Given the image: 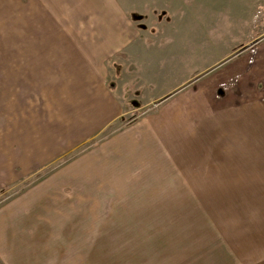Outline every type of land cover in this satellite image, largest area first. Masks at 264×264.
<instances>
[{
  "label": "crops",
  "instance_id": "1",
  "mask_svg": "<svg viewBox=\"0 0 264 264\" xmlns=\"http://www.w3.org/2000/svg\"><path fill=\"white\" fill-rule=\"evenodd\" d=\"M102 23L100 30L64 37L76 40L66 46L72 56L60 76L62 83H69L63 93L71 98L69 116L53 129L22 132L20 152L14 155L21 175L77 152L58 163L19 200L0 208V264H55V247L61 249L70 242L71 230L79 231L80 236L87 228L81 224L72 228L70 223L45 218L70 214L63 207H51L50 200L86 198L88 186L96 190L103 184L118 183L129 185L125 195L129 200L126 214L130 216L125 223L127 246L139 247L134 255L128 251L127 264H264V245L261 234L255 232L256 223L247 220L241 208H223L208 201L239 198L242 193L245 197L247 191L232 190V184L246 183V176H232L225 170L222 174L199 173L206 166L200 151L230 149L227 135L231 143L244 136L245 128L231 125V118H246L237 107L264 83V29L251 36L256 38L254 46L239 53L224 49L214 54L207 72L193 81L183 96L181 87L180 93L165 97L160 108L153 110V105L130 125L107 130L134 111L135 107L129 106L135 95L131 90L139 91L140 101L150 103L159 94L152 88L167 85L162 83L167 74L171 79L179 76L182 54L176 41L175 50L155 47V57L148 59L154 64L150 69L144 67L148 61L144 56L138 69H130L131 74L119 66L130 68V63H117L119 77L112 89L110 84L116 78L107 59L123 49L119 43L124 28L116 18H105ZM188 38L186 47L191 45L192 49V37L191 44ZM126 52L134 54L131 48ZM180 85L182 82L175 87ZM60 101L67 103L66 99ZM235 111L238 117L231 116ZM221 163L223 167L230 164ZM251 163L238 166H250L254 173L263 166L261 158ZM150 230L172 232L169 245L160 239L157 251H152L155 244L149 239L135 240L129 235V231Z\"/></svg>",
  "mask_w": 264,
  "mask_h": 264
},
{
  "label": "rangeland",
  "instance_id": "2",
  "mask_svg": "<svg viewBox=\"0 0 264 264\" xmlns=\"http://www.w3.org/2000/svg\"><path fill=\"white\" fill-rule=\"evenodd\" d=\"M105 18H116L124 28L120 31L119 43L123 49L109 54L107 59L116 78L110 84L112 89L117 86L119 77L116 75L117 63H130V68L126 64L119 66L131 74L130 69H138L143 56L146 61L155 57V47L175 50L176 41L182 54L179 76L171 79L169 73L162 80L167 85L151 87L159 94L152 97L150 103L140 101L143 97L138 96L139 91L131 90L130 93L135 95L129 106L135 107L134 111L119 118L108 127L109 130L114 126L130 125L153 105L156 106L153 110L160 108L165 102L162 100L179 92L181 87L182 93H179L183 96L191 83L207 72L205 68L213 62L214 54L219 50L234 51V54L254 46L256 38L251 36L264 29V0H0V208L19 200L42 178L45 179L58 163L76 154L77 151L60 157L55 163L46 164L26 175L20 174L18 161L14 159V155L20 152L17 148H20L22 132L53 129L71 113V98L63 95L69 83H62L60 76L64 63H68L72 56L66 46L76 40L64 37L72 36V32L100 30ZM186 37H192V49L191 45L186 47ZM134 46L140 49L134 50ZM125 47L131 48L134 54H127ZM130 57L134 59L128 60ZM150 60L144 64L147 69L154 66L148 63ZM151 72L155 73L152 69ZM181 82L182 85L175 87ZM251 93L247 102L237 107L246 118H231V125L241 124V128H245L244 136L231 143L227 135L226 145L230 144V149L200 151V158L206 160L203 162L206 166L201 167L199 173L222 174L225 170L232 176L239 173L246 176V183L232 184V190L247 191L245 197L242 193L239 198L208 201L223 208H241L247 213V220L256 223L255 232L258 236L261 234L264 245V83ZM63 99L67 103L60 101ZM238 111L231 116L238 117ZM257 130L262 132L257 134ZM233 131L237 139V128ZM240 141L243 144L240 145ZM260 146L262 150L257 149ZM257 158L263 160V166L256 168L255 173L249 171L250 166H238L253 164L251 161ZM223 161L230 162L229 166L223 167ZM128 186L126 183L103 184L96 190L88 186L86 198L69 196L50 200L51 207H63L70 214L45 218L70 223L72 228L79 224L87 228L85 233L80 232V236L79 231L71 230L70 242H65L61 249L55 247V264H127L128 251L134 255L139 249L127 246L125 223L130 216L126 214L129 200L125 195ZM44 205H48V200ZM129 233L135 240L149 239L151 244H155L150 248L152 251H157L160 239L164 240V245H169L172 234L168 230Z\"/></svg>",
  "mask_w": 264,
  "mask_h": 264
}]
</instances>
